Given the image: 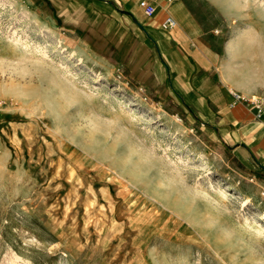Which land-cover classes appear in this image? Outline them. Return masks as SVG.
Listing matches in <instances>:
<instances>
[{
    "label": "rangeland",
    "instance_id": "rangeland-1",
    "mask_svg": "<svg viewBox=\"0 0 264 264\" xmlns=\"http://www.w3.org/2000/svg\"><path fill=\"white\" fill-rule=\"evenodd\" d=\"M212 1L263 94L264 0ZM65 30L0 0V264H264L260 176Z\"/></svg>",
    "mask_w": 264,
    "mask_h": 264
},
{
    "label": "crops",
    "instance_id": "crops-1",
    "mask_svg": "<svg viewBox=\"0 0 264 264\" xmlns=\"http://www.w3.org/2000/svg\"><path fill=\"white\" fill-rule=\"evenodd\" d=\"M43 1L76 43L135 92L177 110L212 147L264 182V125L243 103L231 105V91L256 90L240 81L230 23L212 0H152L151 16L139 0ZM166 14L176 21L170 29L161 27Z\"/></svg>",
    "mask_w": 264,
    "mask_h": 264
},
{
    "label": "built area",
    "instance_id": "built-area-1",
    "mask_svg": "<svg viewBox=\"0 0 264 264\" xmlns=\"http://www.w3.org/2000/svg\"><path fill=\"white\" fill-rule=\"evenodd\" d=\"M166 4H170L174 0H164ZM139 7L143 10L145 15L151 16L156 11V5L152 0H139ZM176 25L175 19L170 15L166 14L161 21V27L163 29H170ZM233 100L231 105L236 103H243L249 107L253 113L254 118L264 125V93L263 94H250L248 96L242 95L239 91H231Z\"/></svg>",
    "mask_w": 264,
    "mask_h": 264
},
{
    "label": "bare ground",
    "instance_id": "bare-ground-1",
    "mask_svg": "<svg viewBox=\"0 0 264 264\" xmlns=\"http://www.w3.org/2000/svg\"><path fill=\"white\" fill-rule=\"evenodd\" d=\"M45 28H50L49 26H47V25H45ZM244 43V42H243ZM241 47V49H242V51H243V53L244 54H246V52L250 49L249 47H248V45L247 44H242V46H240ZM239 47V48H240ZM238 48V47H237ZM132 99H134V98H132ZM49 101V100H48ZM46 102H47V100H46ZM49 102H51V101H49ZM49 102H47V103H49ZM50 104H52V103H49V109H51L50 107ZM54 105H52V107H53ZM44 108V107H43ZM54 108H55V106H54ZM33 109V108H32ZM52 111H54L53 110V108H52ZM39 112V111H38ZM38 114V113H37ZM32 115V114H31ZM50 125V124H49ZM58 126V125H57ZM60 127V126H59ZM58 133V132H57ZM62 142V141H61ZM105 145V144H104ZM91 156V155H90ZM176 203V202H175ZM193 225V224H192ZM218 257V256H217ZM224 258V257H223Z\"/></svg>",
    "mask_w": 264,
    "mask_h": 264
}]
</instances>
